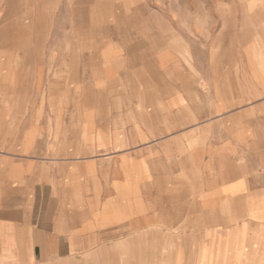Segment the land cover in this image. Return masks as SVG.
Segmentation results:
<instances>
[{
	"label": "crops",
	"instance_id": "0c3cea01",
	"mask_svg": "<svg viewBox=\"0 0 264 264\" xmlns=\"http://www.w3.org/2000/svg\"><path fill=\"white\" fill-rule=\"evenodd\" d=\"M149 16L3 44L0 264H264V38L222 57L197 36L189 59Z\"/></svg>",
	"mask_w": 264,
	"mask_h": 264
},
{
	"label": "rangeland",
	"instance_id": "374dc122",
	"mask_svg": "<svg viewBox=\"0 0 264 264\" xmlns=\"http://www.w3.org/2000/svg\"><path fill=\"white\" fill-rule=\"evenodd\" d=\"M143 11L148 12L149 20L156 26H163L164 18H168L173 31L183 30L188 35L189 59L195 56L192 39L197 36L204 42H220L221 49L217 52L222 57L227 56L229 42L241 47L244 41L264 38V17L261 16L264 0H0V49L6 43L7 53L11 52L14 58L24 52L20 51L23 43H59L62 49L68 43L84 41L83 30L89 26L91 33L86 36H94L98 41L100 26L117 25L124 27L126 33L137 24ZM178 41L173 46L180 49ZM203 53L208 56L207 50ZM80 85L83 88L84 83ZM92 85L98 88V83L92 82ZM79 99L75 95L71 98L63 95L54 104L77 105ZM41 101L40 104H53L50 98ZM124 252L128 257L125 254L116 257L115 253L108 252L77 264H134L131 251Z\"/></svg>",
	"mask_w": 264,
	"mask_h": 264
}]
</instances>
